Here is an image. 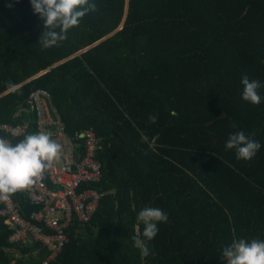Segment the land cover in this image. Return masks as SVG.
<instances>
[{
    "label": "trees",
    "instance_id": "trees-1",
    "mask_svg": "<svg viewBox=\"0 0 264 264\" xmlns=\"http://www.w3.org/2000/svg\"><path fill=\"white\" fill-rule=\"evenodd\" d=\"M90 2L97 10L43 49L30 0H0V124L36 121L34 110L15 114L45 89L69 135L92 127L102 138L100 207L67 229L51 264H227L234 240L264 241V87L254 105L241 83L264 85V0ZM240 130L261 143L251 161L225 149ZM141 133L159 139L150 148ZM12 196L27 219L41 209L25 190ZM145 207L168 215L146 257L132 240L143 239ZM12 233L0 216V264H42L53 251Z\"/></svg>",
    "mask_w": 264,
    "mask_h": 264
},
{
    "label": "built area",
    "instance_id": "built-area-1",
    "mask_svg": "<svg viewBox=\"0 0 264 264\" xmlns=\"http://www.w3.org/2000/svg\"><path fill=\"white\" fill-rule=\"evenodd\" d=\"M51 101L49 91L37 89L30 94L29 106L15 114V118H20L23 112L34 110L36 121L24 119L17 124H0V137L7 135L6 139L11 143L13 140L19 142L28 134L44 131L51 133L52 139L62 146L60 159L46 171L43 180L25 190L31 203L41 206L40 210L33 212L30 219L25 218L12 195L0 206V216L13 229L11 243L24 244L35 240L53 249L42 264L57 260L69 241L67 229L76 222L81 225L90 222L102 198V193L93 187L103 175L102 162L98 158L102 138L92 127L78 131L74 136L69 135ZM33 122L35 130L32 129ZM43 224L54 233L45 232Z\"/></svg>",
    "mask_w": 264,
    "mask_h": 264
},
{
    "label": "clouds",
    "instance_id": "clouds-1",
    "mask_svg": "<svg viewBox=\"0 0 264 264\" xmlns=\"http://www.w3.org/2000/svg\"><path fill=\"white\" fill-rule=\"evenodd\" d=\"M34 14H38L46 29L40 36L39 44L48 49L64 41L68 31L79 26L82 18L90 12L97 10V5L90 0H30ZM242 99L254 105L261 103L262 97L258 89L264 87L260 81L242 76ZM19 86L9 82L8 91L16 92ZM148 120L155 124L158 114H149ZM236 128L237 124L232 123ZM246 134L243 130L231 133L225 143L226 150L236 151L237 159L251 161L261 148V143ZM159 139V134L151 140L141 133V141L148 143L151 148ZM61 144L52 139L51 133L40 131L26 135L22 140L13 144L8 139L0 137V202L7 201L11 195L31 188L40 183L46 171L53 163L60 159ZM142 222L144 230L141 236L132 237L133 246L148 256L150 250L148 241L156 237L159 232L158 223L168 221L166 212L159 208L145 207L137 216ZM223 260L227 264H264V241L253 239L234 240L225 246L222 251Z\"/></svg>",
    "mask_w": 264,
    "mask_h": 264
},
{
    "label": "water",
    "instance_id": "water-1",
    "mask_svg": "<svg viewBox=\"0 0 264 264\" xmlns=\"http://www.w3.org/2000/svg\"><path fill=\"white\" fill-rule=\"evenodd\" d=\"M121 28H122V26H121ZM98 43V42H97ZM97 43H95V44H97ZM88 49V48H87ZM87 49H85V50H87Z\"/></svg>",
    "mask_w": 264,
    "mask_h": 264
}]
</instances>
